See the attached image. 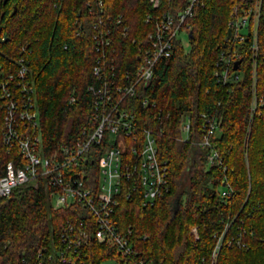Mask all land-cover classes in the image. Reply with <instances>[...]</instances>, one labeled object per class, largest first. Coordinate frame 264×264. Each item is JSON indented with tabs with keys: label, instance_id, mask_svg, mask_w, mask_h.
<instances>
[{
	"label": "trees",
	"instance_id": "1",
	"mask_svg": "<svg viewBox=\"0 0 264 264\" xmlns=\"http://www.w3.org/2000/svg\"><path fill=\"white\" fill-rule=\"evenodd\" d=\"M101 1L102 15L113 17L107 27L113 32L119 74L139 54L132 40H143L153 28L144 22L145 15L186 4L163 0L160 8H153L147 0ZM258 2L253 51L250 34L243 44L231 42L228 23ZM100 15L97 0H0V81L3 72L16 67L20 48L26 46L46 149L69 142L86 125L91 98L85 87L94 81L93 25ZM118 16L129 27L125 37L115 22ZM188 23V52L177 42L150 82L139 88L138 98L148 96L155 108L134 102L141 128L157 134L170 191L146 206L137 193L131 199L121 196L114 220L122 231L131 228L138 252L134 259L144 264H264V102L256 111L250 108L253 92L264 97V0H200ZM232 48L240 53L243 77L222 84L214 74L217 57L220 50ZM71 93L78 101L68 105ZM1 106L0 99V132ZM202 113L217 117L210 140L221 164H209L208 151L200 145ZM182 115L191 118L187 136L180 131ZM10 153L0 137V169ZM69 216L68 209L53 207L42 183L18 187L1 198L0 264H21L22 257L35 260L41 246L59 247ZM238 240L245 247H238ZM87 251L86 264L112 258L120 264L132 261L106 245L92 243Z\"/></svg>",
	"mask_w": 264,
	"mask_h": 264
},
{
	"label": "built area",
	"instance_id": "2",
	"mask_svg": "<svg viewBox=\"0 0 264 264\" xmlns=\"http://www.w3.org/2000/svg\"><path fill=\"white\" fill-rule=\"evenodd\" d=\"M147 1L153 8H160L163 0ZM199 2L186 0V4L175 11L147 13L144 22L153 28L143 40H132L138 44L139 54L130 67L119 74L113 32L107 27L113 17L102 15V1L97 0L101 15L93 25L96 61L91 74L94 81L85 87L91 108L86 125L69 142L57 143L49 149L44 146L35 87L29 75L30 51L26 46L20 48L16 67L2 73L0 99L4 115L0 137L12 156L0 169V199L9 197L18 187H37L42 183L53 207L70 211L61 229L59 247L47 250L41 246L35 260L22 257L21 264H86L87 248L92 243L113 248L120 257L131 259L130 264H144L143 260L134 259L138 252L132 230L122 231L118 227L114 220L115 209L121 196L131 199L136 193L143 206L152 205L169 193L170 187L168 164L159 156L157 134L151 128H141L134 102L138 99L143 108L149 105L155 108L148 96L138 98L139 88L150 82L158 63L171 56L177 42L184 45L182 35L189 36L188 20ZM87 6L90 11L89 1ZM258 12L259 2L230 20L231 42L243 44L250 34V48L257 49ZM115 22L121 28V36H127L129 27L121 16ZM0 40H4V36ZM239 58L240 53L233 48L227 53L219 51L214 72L219 82L227 84L242 79L238 73L241 62L233 69ZM77 101V95L71 93L67 104ZM263 102L264 97L258 98L253 92L251 111H256ZM200 117L205 129L200 145L208 151V163L221 164L222 159L210 140L218 128L217 117L205 113ZM190 128V116L182 115L181 133L187 136ZM222 195L227 193L222 192ZM236 243L238 247H245L241 240ZM215 256L214 252L213 261Z\"/></svg>",
	"mask_w": 264,
	"mask_h": 264
},
{
	"label": "rangeland",
	"instance_id": "3",
	"mask_svg": "<svg viewBox=\"0 0 264 264\" xmlns=\"http://www.w3.org/2000/svg\"><path fill=\"white\" fill-rule=\"evenodd\" d=\"M244 32L247 34V30L245 29ZM255 35V32H254ZM184 37V45H182L184 47V50L186 52H188L189 50V41H188V37L187 35H182ZM240 78L243 77V74L241 71H238ZM101 264H120L115 258L112 259H107L105 261H103Z\"/></svg>",
	"mask_w": 264,
	"mask_h": 264
},
{
	"label": "water",
	"instance_id": "4",
	"mask_svg": "<svg viewBox=\"0 0 264 264\" xmlns=\"http://www.w3.org/2000/svg\"><path fill=\"white\" fill-rule=\"evenodd\" d=\"M189 35H190V37H191L192 33L190 32ZM228 35H230V29H228ZM240 62H241L240 59L237 60V61H235L234 66H233V69H234V70H236V69L238 68ZM175 203H177V199H175Z\"/></svg>",
	"mask_w": 264,
	"mask_h": 264
}]
</instances>
